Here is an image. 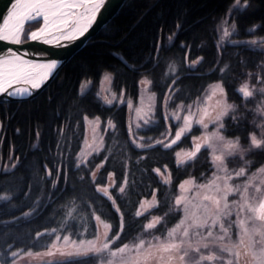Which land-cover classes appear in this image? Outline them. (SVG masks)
Segmentation results:
<instances>
[{"label": "snow or ice", "instance_id": "snow-or-ice-1", "mask_svg": "<svg viewBox=\"0 0 264 264\" xmlns=\"http://www.w3.org/2000/svg\"><path fill=\"white\" fill-rule=\"evenodd\" d=\"M106 2L107 0H14L10 10L2 17L0 41L20 45L31 40L65 47L67 45L63 41L71 43L84 36L97 20ZM248 7L249 0H233L216 29L221 33L217 42L218 50L220 41L224 39L230 44L242 43L231 38L238 30L234 17ZM39 21H42L39 27L26 32V22ZM258 27L260 25H254L249 31L255 32ZM174 35L175 33L170 34L168 39L171 40ZM243 43L264 52V39H252ZM181 47L184 48L185 45L181 44ZM159 49L160 45L157 43L156 54ZM27 55L26 52L17 53L11 48L0 54V95L32 96L34 90H39L53 77L58 61L37 62L26 59ZM202 60L203 57L189 60L185 53L183 67L188 70L196 69ZM228 67H220V78L204 86L187 103L182 99L177 101V93L181 91L177 83L180 79V67L175 62H170L166 67L164 75L170 77L171 82L166 85L167 90L162 96L152 90L153 81L147 75L137 81L139 92L136 100L126 97L123 88L119 93L107 89L103 97H100L99 92L96 93L109 109L117 104H124L134 111L136 130L151 129L159 123L157 114L162 117L165 130L158 138H145L129 124L128 136L136 149H155L159 146L164 150H173L176 168L185 171L205 159L209 164L208 175L202 172L200 178H197L190 174L173 191V177L168 166L164 165L163 171L159 167L151 169L164 188L162 197L158 198L157 195L160 189L151 188L150 199H139L126 221V213L122 211L118 200L132 207L130 194L136 191V179L133 177L129 180L130 157L123 161L124 171L119 182L115 171L98 176L112 155L111 146H106L105 136L110 131L115 133L117 125L111 118L102 120L99 115L81 113L76 127L83 122L84 146L74 155L73 166L80 170L79 179L82 182L86 178L85 174L87 175L88 182L97 195L89 198L73 196L60 205L63 216L58 227L37 232L27 250L14 248L15 241L7 243L0 250V256L5 257L0 260V264H18L19 259L24 257L56 256L63 259H41L40 264H241L242 256L245 257V264H264V165L250 171L254 161L248 159L256 151H264V61L256 66L258 70L255 73L248 72L247 80L235 89L242 98V105L228 99L224 82ZM132 70L141 71L142 68L133 65ZM253 76L255 83H252ZM102 79L111 85L114 74L103 72ZM145 93L149 101L147 110L138 103L142 102ZM78 95L83 96L85 93L78 89ZM249 102L254 104L252 108H248ZM242 106L252 114L251 123L259 130L248 133L247 145L241 143L239 136L230 138L226 135L228 120H231L232 125L240 127L241 122L246 119L240 112ZM194 129L199 130L200 135H195ZM89 131L91 142L87 135ZM64 132L65 128L61 126L59 134L63 136ZM39 135L37 132V139ZM188 137L191 138V146L175 151L174 146ZM70 140L71 138L69 148ZM112 140L118 143L115 136ZM56 147L59 149L58 155L63 156L64 150L59 140ZM102 153L103 158L96 163L95 159ZM145 158L140 156L136 160L137 165ZM16 159L18 163L19 158ZM237 161L238 167H230ZM16 166L12 165L13 168ZM44 168L51 188L62 191L58 188L61 180L60 164H57L55 174L47 164ZM63 175L66 184L67 171ZM11 199L10 193H0V201L10 202ZM104 201L109 202L117 214V225L102 212ZM42 207L39 200L35 201L34 207L24 212L23 217L31 216ZM162 207L165 209L163 213L156 214ZM55 215L54 212L53 218ZM132 225L136 226L132 239L117 243L128 234L126 228ZM45 235L51 239L42 242L41 237Z\"/></svg>", "mask_w": 264, "mask_h": 264}, {"label": "trees", "instance_id": "trees-1", "mask_svg": "<svg viewBox=\"0 0 264 264\" xmlns=\"http://www.w3.org/2000/svg\"><path fill=\"white\" fill-rule=\"evenodd\" d=\"M232 4L233 0H125L119 10L59 68L37 95L27 100L0 103V193H10L12 196L10 202L0 201V250L13 241L14 248L27 250L37 232L59 226L63 216L60 205L73 196L89 198L97 195L87 175L82 182L79 179L80 170L73 166V157L79 151L83 131V122L76 127L81 113L99 115L102 120L111 118L117 125L115 133L110 131L105 136L106 146H111L112 155L98 176L115 171L119 182L124 171L123 161L130 157L129 180L133 177L136 179V191L130 194L132 207L118 200L122 211L126 213V221L139 199L150 198L151 188L160 189L157 195L158 198L162 197L164 188L151 169L159 167L163 170L164 165H167L173 177V191L186 176H196L206 170L205 159L185 171L176 168L173 150H164L159 146L140 150L132 146L127 133L126 105L117 104L109 109L97 99L95 85L103 72H111L114 74L111 89L119 93L123 88L126 97L136 100L139 92L137 81L147 75L153 81L152 90L162 96L166 85L171 82L170 77L164 75L166 67L170 62H175L180 67L177 83L181 91L177 93V101L182 99L187 103L205 85L217 81L220 78L218 69L228 65L224 74L228 99L242 105V99L235 89L247 80L248 72L255 73L258 70L256 66L264 61V52L243 41L264 39V8L263 0H249V7L234 17L238 30L231 38L242 43L220 42L218 50L216 29ZM38 24L26 23V32ZM254 25L260 27L255 32L249 31ZM172 33H175L173 38L165 42ZM157 43L160 45L158 54ZM181 44L185 47L182 48ZM185 53L189 60L203 57L196 69L183 67ZM133 65L142 70L133 71ZM214 68L217 70L213 71ZM82 80H89L90 84L83 91L85 95L79 96L77 88ZM252 82H255V76ZM240 112L246 119L240 127L228 120L226 135L239 136L243 142L247 133L257 129L251 123L252 114L243 106ZM157 119L158 125L144 129L141 134L157 136L164 128L159 113ZM61 126L65 128L63 136L59 134ZM37 132L40 134L39 139L36 138ZM113 136L118 143L112 140ZM58 140L63 146V156L58 155ZM187 144L186 138L175 145L174 150ZM103 155L97 157L95 162H100ZM140 156L146 158L137 165L136 160ZM248 159L254 161L252 165L255 166L264 161V151H256ZM13 164L17 166L13 168ZM45 164L54 174L57 164H60L61 180L58 188L62 191L51 188L50 179L45 175ZM5 168L7 171H4ZM64 171H67L66 184ZM37 200L43 207L31 216L23 217V213L30 211ZM101 210L114 225L118 224V216L109 202L104 201ZM164 210L162 207L156 214H162ZM54 212L56 215L53 218ZM135 231V225L127 227L128 234L117 243L132 239ZM50 239L47 235L41 237L42 242ZM4 259L0 256V260Z\"/></svg>", "mask_w": 264, "mask_h": 264}, {"label": "water", "instance_id": "water-1", "mask_svg": "<svg viewBox=\"0 0 264 264\" xmlns=\"http://www.w3.org/2000/svg\"><path fill=\"white\" fill-rule=\"evenodd\" d=\"M125 0H107L104 8L101 13L98 15L97 20L94 22L92 27L84 34V36L75 40L74 42L63 41L67 46L65 47H56L53 45L44 44L40 41H31L26 40L24 43L20 45H12L6 41H0V54L6 52L7 49L11 48L17 53H28L26 59L34 60L37 62H47L50 60L58 61V67L54 72L53 77L56 75L59 68L77 51L79 50L87 40H89L96 32L103 27L106 22L119 10L121 5ZM14 0H0V23H2V17L7 14V11L10 10L11 4ZM263 8H264V0H263ZM29 23V22H26ZM42 21H39L37 27L40 26ZM36 27V28H37ZM36 28L30 30L33 31ZM52 77V78H53ZM50 78L47 83L42 86L39 90H34L32 96L25 97H9L7 94L0 95V103L2 102H11V101H21L27 100L35 95H37L52 79ZM16 86H26V85H14Z\"/></svg>", "mask_w": 264, "mask_h": 264}, {"label": "rangeland", "instance_id": "rangeland-1", "mask_svg": "<svg viewBox=\"0 0 264 264\" xmlns=\"http://www.w3.org/2000/svg\"><path fill=\"white\" fill-rule=\"evenodd\" d=\"M225 17V16H224ZM222 21V20H221ZM221 21L219 22V24L221 23ZM30 23V22H29ZM218 24V25H219ZM36 28V27H35ZM32 30V29H31ZM30 31V30H29ZM221 36V33H219V32H217V37L219 38ZM253 39H256V40H260V39H262V38H253ZM168 40L169 39H167L165 42H168ZM249 40H252V39H249ZM224 41H227V39H224V40H221L220 42H224ZM167 77V76H166ZM215 82V81H214ZM212 83V82H211ZM244 83V82H243ZM243 83H241V84H239L238 86H237V88L239 87V86H241ZM252 83H255V82H252ZM89 84H90V82H89V80H82L80 83H79V85H78V88H77V92H78V89L79 90H81V91H85L86 89H87V87L89 86ZM209 84V83H208ZM207 84V85H208ZM206 86V85H205ZM236 88V89H237ZM107 89H111V86H110V84L107 82V81H103V79H102V74L100 75V77L97 79V81H96V85H95V94L97 93V92H99L100 93V97H103V95L105 94V90H107ZM112 90V89H111ZM166 90H167V88H166ZM165 90V91H166ZM144 95V98H143V100H142V102H138V103H140L141 104V106L145 109V110H147V106H148V103H149V101H148V99H147V94L145 93V94H143ZM97 97V96H96ZM240 98H241V96H240ZM97 99L99 100V101H101V99L100 98H98L97 97ZM242 99V98H241ZM102 102V101H101ZM249 105H248V108H252L253 106H254V104L252 103V102H249L248 103ZM127 107V106H126ZM172 121H170V123H171ZM132 124V127H133V129L134 130H136L135 129V113H134V111H132V110H129L128 108H127V121H126V125H127V133H128V127H129V124ZM141 123H142V121H141ZM210 128H211V125H210ZM103 129V125H101V130ZM144 130V128H142V129H138V130H136L137 132H139V134L140 135H142L141 134V131H143ZM165 130V125H164V128L161 130V132H163ZM173 130H175V128H173ZM259 130L257 129V132H258ZM160 132V133H161ZM160 133L157 135V136H155V137H153V138H158L159 136H160ZM194 134L195 135H200V131L199 130H197V129H194ZM84 135H85V130H84V125H83V131H82V135H81V139H80V145H79V150H80V148L81 147H83L84 145L82 144V141H83V138H84ZM87 135H88V138H89V142H91V132L89 131L88 133H87ZM247 135H248V133H247ZM247 135H246V137H247ZM142 136H144L145 138H147V137H149L150 135H142ZM152 137V136H151ZM246 137H245V139H244V141L243 142H241L242 144H245V145H247V140H246ZM128 138H129V136H128ZM230 138H232V137H230ZM187 140H188V144L186 145V146H181L180 148H178V149H176L175 151H179V150H181L182 148L183 149H187V148H189L190 146H191V138L190 137H188L187 138ZM129 141H130V143H131V140L129 139ZM174 160H175V157H174ZM99 163V162H98ZM261 165H264V161L263 162H259L258 164H256L255 166H251V169H250V171H254L256 168H258L259 166H261ZM239 166V161H237L235 164H233V165H230V167H238ZM162 170V169H161ZM163 171V170H162ZM205 173L206 175H208L209 174V164H208V162H207V166H206V170L205 171H201L200 173H198L197 175H196V177L197 178H200V175H201V173ZM185 178H187V176L185 177ZM185 178H183L182 180H184ZM158 179H159V177H158ZM182 180H180V181H182ZM179 181V182H180ZM179 182H178V184H179ZM150 199V198H149ZM94 223V222H93ZM174 223V222H173ZM41 259H56V260H59V259H62V257H59V256H56V257H53V258H34V257H24V258H22V259H19V261H18V264H38V263H40V260ZM241 264H245V257H241Z\"/></svg>", "mask_w": 264, "mask_h": 264}]
</instances>
